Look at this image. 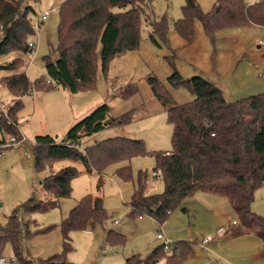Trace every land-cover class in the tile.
<instances>
[{
  "label": "rangeland",
  "instance_id": "obj_1",
  "mask_svg": "<svg viewBox=\"0 0 264 264\" xmlns=\"http://www.w3.org/2000/svg\"><path fill=\"white\" fill-rule=\"evenodd\" d=\"M27 1L35 9L30 14L35 29L30 40L37 42L36 50L28 53L11 50L0 54V115L18 98L2 83L4 76L26 72L33 83V92L22 96V104L17 110L19 135L27 140V153L33 152L37 135L51 134L62 140L69 131H77L81 124L89 123L99 107L106 108V112L113 116L131 112L132 119L126 124L92 131L87 136H77L81 148L109 137L124 136L143 140L149 153L131 159L135 181L140 170L152 172L156 167L153 151L172 149L173 125L168 120L166 107L154 96L147 82L150 73L156 74L180 103L191 101L194 94L185 85L174 87L169 84L167 78L174 68L186 78L201 75L211 80L222 88L228 100L264 92V44L260 43L264 40V24L246 20L209 35L201 19L196 17L193 21L194 37L188 42L175 29V21L183 15L186 0H152L151 5L145 8L139 47L116 56L107 74L102 73L99 64L94 86L77 93L63 87L36 86L35 81L39 77L45 76L46 81L49 80L46 77V56L50 55L53 59L58 56L60 5L64 0ZM194 1L204 12L211 11L216 2ZM245 1L249 4L256 0ZM46 10H51L50 16L38 26L37 17ZM162 17L167 19L168 30L164 37L154 33L155 40L151 36V22ZM16 58L21 59L17 68L3 67ZM132 84L138 90L127 97L124 93L128 94L127 88ZM1 104L5 105L4 109ZM27 153L20 148L6 147L0 155L1 223H7L13 211L30 197L45 199L41 181L46 176L65 166H75L79 170L72 179L70 196L61 199L58 206L31 212L21 208L18 210L20 216L31 221V230L36 228L33 222L40 228L53 226L49 232L24 238L23 255L31 261L29 264H39L40 259L62 250L60 223L86 195L102 198L108 218L87 229L69 232L72 249L67 254L68 264H125L128 257L134 254L145 257L160 245L162 239H158L159 233L171 239L173 245L183 239L191 240L192 245H195V262L229 264L226 259H230L234 264H264V254L259 255L256 248L230 254L219 247L209 249L213 243L216 246V241L204 247L197 243L204 236L215 235L221 226L226 228L229 224L230 218L225 208L230 207L229 203L223 201V205L216 202L218 198L226 200L224 197H215L208 191L196 189L166 221L159 223L152 215L144 213L140 217L139 214H132L129 202L134 182L118 178L115 173L117 164L109 165L101 174L96 169L89 171L80 159L64 158L37 170L34 155L29 158ZM164 188L162 179L152 180L151 193H161ZM184 206L187 211L183 209ZM252 209L264 215V184L255 191ZM110 230L122 233L124 240L109 241L107 233ZM52 247H59V250L49 252ZM1 256L8 262L0 264L22 263L10 242L5 245ZM141 264H167V260L166 256H162L158 261ZM180 264L195 263L186 256Z\"/></svg>",
  "mask_w": 264,
  "mask_h": 264
},
{
  "label": "trees",
  "instance_id": "obj_2",
  "mask_svg": "<svg viewBox=\"0 0 264 264\" xmlns=\"http://www.w3.org/2000/svg\"><path fill=\"white\" fill-rule=\"evenodd\" d=\"M151 3L152 0H64L60 5L58 56L54 59L46 56L49 80L39 77L35 85L63 87L72 93L94 86L99 64L102 73L107 74L116 56L139 47L145 8ZM32 12L35 9L27 0H0V54L11 50L32 51L29 46L35 32ZM196 17L201 19L209 35L246 20L264 24V0L249 4L245 0H216L209 12H204L194 0H186L183 15L175 21V29L188 42L194 37ZM151 24L154 39V33L166 35L165 17ZM20 64L21 59L16 58L3 67L15 69ZM167 80L174 87L187 86L194 98L180 103L156 74L147 76L152 93L166 107L168 120L173 125L172 149L153 151L157 165L152 172L140 170L134 181L131 159L149 153L143 140L109 137L81 148L76 131H69L62 140L51 134L37 135L33 149L36 169L41 170L54 160L74 158L82 160L89 171L96 169L102 174L109 165L125 161L115 173L124 181L134 182L129 202L132 214L146 213L163 223L190 193L202 189L226 196L237 215L238 231L254 234L264 242V215L252 209L255 191L264 184V92L228 100L216 83L201 75L186 78L176 68ZM2 83L18 98L7 113L0 115V129L19 135L17 110L22 96L33 92V83L26 72L4 76ZM137 90L132 84L124 95L128 97ZM103 110L105 116L94 123L93 131L123 125L132 119L131 112L113 116ZM157 171L165 188L161 193H151ZM78 173L77 167L65 166L46 176L41 181L45 199L30 197L13 211L7 223L0 222V256L10 242L22 263L31 262L23 255L24 238L49 232L53 226L40 228L33 222L36 228L31 230V221L20 216L18 210L31 212L58 206L61 199L70 196L72 179ZM107 218L100 196H84L60 223L62 250L40 259L39 264H68L67 254L72 249L69 232L87 229ZM107 239L123 241L124 235L110 230ZM185 244L186 241H177L166 251L162 242L145 257L137 254L128 257L125 264L155 262L162 256H166L167 264H180L189 251Z\"/></svg>",
  "mask_w": 264,
  "mask_h": 264
},
{
  "label": "crops",
  "instance_id": "obj_3",
  "mask_svg": "<svg viewBox=\"0 0 264 264\" xmlns=\"http://www.w3.org/2000/svg\"><path fill=\"white\" fill-rule=\"evenodd\" d=\"M103 109H106V108H103ZM103 109H100V107H99V110L95 112L94 118L89 123L81 124L77 128V131L76 132L79 131L78 135L87 136V135L90 134V132L93 131L94 123L97 122V121H99V120H102L104 118V116H105ZM116 164H117V166H116V168H117L120 165L126 164V162L124 161V162H120V163H116ZM119 179H121V178H119ZM151 190H152V188H151ZM133 192H134V189H133ZM133 192H132V194H133ZM209 193L211 195H214L215 197L216 196H219V197H224L223 199H226V200H221L219 198L218 199L216 198L217 199L216 200L217 203H222L224 205V202L223 201H227L226 203H229V205H230L229 208L225 207L226 210H227L226 211V215H227L228 218H230V220H229L230 222H229V224L226 227L227 230H228V232L225 235H223L221 237H218L217 236L213 240H211L210 242H208L207 244H210V243H212L214 241L217 242L216 243V246H214L215 244L213 243L212 246L209 247V249L213 250L214 247L215 248L216 247H219L223 251H226L227 253L233 254L235 252H238V253L239 252H247V249L254 250L256 248L260 252L259 255H263L264 254V242L258 236L254 235V234H250V233H240L238 231V223L235 224V225L233 224V220H237V215H236V213H235L232 205L230 204L228 198L226 196H224V195H221V194H217V193H213V192H209ZM183 209L186 210V211L188 210L185 206L183 207ZM234 215H235V218H233ZM221 228H223V226H221L219 229H221ZM180 241H182V240H180ZM183 241H186L187 246H186V244H185V246L189 250V251L187 250L188 252L186 253L185 256H188L189 259L192 260L193 263H195V264H202L200 262H195L196 261V258L194 259V257L196 255V251H195V245L194 246L192 245V241L191 240H186V239H183ZM197 243H199V240L197 241ZM207 244L205 246H207ZM202 247H204V246H202ZM55 250L58 251L59 250V247H52V249H50L49 252H54ZM217 254L220 255V253H217ZM221 259H222V257H221ZM243 259H244V257H243ZM229 260L230 259H226V261L229 264H234V261L233 260L232 261L231 260L229 261Z\"/></svg>",
  "mask_w": 264,
  "mask_h": 264
},
{
  "label": "built area",
  "instance_id": "obj_4",
  "mask_svg": "<svg viewBox=\"0 0 264 264\" xmlns=\"http://www.w3.org/2000/svg\"><path fill=\"white\" fill-rule=\"evenodd\" d=\"M50 12H51V10H46L45 12H43L41 15H39L37 17L36 21H37L38 26H40L42 23H44L48 19V17L50 16ZM260 43L264 44V40H261ZM29 46H30L31 50H36L37 42L34 40H30ZM1 107H2V109H4L5 105L1 104ZM3 112L7 113V110H5ZM0 132H1V135H0V155L4 153V148H6V147L20 148L27 153L28 147H27V140L25 137H23L21 135L12 134V133L9 134V132L4 128L0 129ZM27 155L29 158H32L33 152H28ZM154 174H155L156 178H159V171L155 172ZM233 224L234 225L237 224V220H233ZM227 232H228L227 228H221L217 231V233L215 235H206L203 238H201L199 240V243L202 246H205L208 242L213 240L215 237H217V236L221 237V236L225 235ZM157 237L159 239H162V242L164 244L163 246H164V249L166 251L171 250L174 247L172 240L166 239L162 233H159L157 235ZM12 261L16 262V260H14V259ZM5 262H8V260L5 257L0 256V263H5ZM20 264H24V263H20Z\"/></svg>",
  "mask_w": 264,
  "mask_h": 264
}]
</instances>
